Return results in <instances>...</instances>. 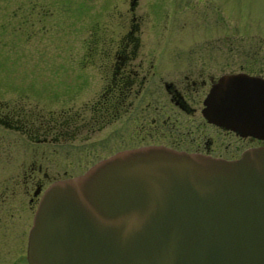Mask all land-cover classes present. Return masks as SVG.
I'll list each match as a JSON object with an SVG mask.
<instances>
[{"label":"water","instance_id":"1","mask_svg":"<svg viewBox=\"0 0 264 264\" xmlns=\"http://www.w3.org/2000/svg\"><path fill=\"white\" fill-rule=\"evenodd\" d=\"M204 116L264 139V78L225 74ZM28 264H264V145L232 160L162 145L117 151L51 182Z\"/></svg>","mask_w":264,"mask_h":264},{"label":"flooded vegetation","instance_id":"2","mask_svg":"<svg viewBox=\"0 0 264 264\" xmlns=\"http://www.w3.org/2000/svg\"><path fill=\"white\" fill-rule=\"evenodd\" d=\"M126 1L127 18L112 30L117 33L102 42L99 56L80 61L81 68L93 67L78 72L87 77L75 82L78 88L92 87L86 98L77 102L65 97L47 109L0 103V126L14 134L0 137V143L8 146L18 139L25 144L20 168L0 187V214L5 217L4 209L13 207L7 214L21 225L12 234L16 242L10 241V233H0L5 264H16L18 256L28 264L27 234L43 190L99 159L124 149L162 145L232 160L264 145V139L241 135L203 114L206 94L222 75L264 78V60L255 58L252 46L221 34L184 41V46L174 40H142L138 0Z\"/></svg>","mask_w":264,"mask_h":264},{"label":"rangeland","instance_id":"3","mask_svg":"<svg viewBox=\"0 0 264 264\" xmlns=\"http://www.w3.org/2000/svg\"><path fill=\"white\" fill-rule=\"evenodd\" d=\"M126 2L0 0V103L47 109L65 97L86 98L92 87L78 88L76 83L87 77L78 72L93 67L81 68L80 61L100 55L102 42L127 18ZM135 9L142 16V40H174L184 46V41L221 34L251 45L255 58L264 60V0H138ZM13 135L0 126L1 138ZM24 145L18 139L8 146L0 143V187L20 168ZM12 209L7 206L5 217L0 214V233H10L16 242L12 234L21 225L7 214ZM7 257L0 251V264ZM20 257L16 264H26Z\"/></svg>","mask_w":264,"mask_h":264}]
</instances>
